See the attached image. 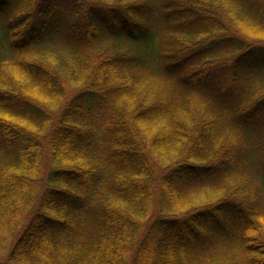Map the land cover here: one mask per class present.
Wrapping results in <instances>:
<instances>
[{"label": "trees", "instance_id": "16d2710c", "mask_svg": "<svg viewBox=\"0 0 264 264\" xmlns=\"http://www.w3.org/2000/svg\"><path fill=\"white\" fill-rule=\"evenodd\" d=\"M0 264H264V0H0Z\"/></svg>", "mask_w": 264, "mask_h": 264}]
</instances>
